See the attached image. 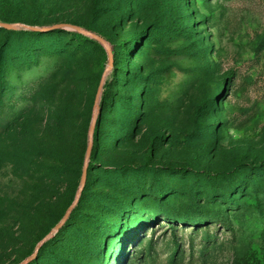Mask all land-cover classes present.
<instances>
[{"label": "rangeland", "instance_id": "obj_1", "mask_svg": "<svg viewBox=\"0 0 264 264\" xmlns=\"http://www.w3.org/2000/svg\"><path fill=\"white\" fill-rule=\"evenodd\" d=\"M0 20V264H264V0H0Z\"/></svg>", "mask_w": 264, "mask_h": 264}, {"label": "water", "instance_id": "obj_2", "mask_svg": "<svg viewBox=\"0 0 264 264\" xmlns=\"http://www.w3.org/2000/svg\"><path fill=\"white\" fill-rule=\"evenodd\" d=\"M0 25L12 28V27L15 26V23H11V22H6V21L0 20ZM19 25L22 26V27H25V28L32 29V30H49V29L61 26V25H63V23H54V24H51V25H48V26H44V27H40V26H37V25H34V24H26L24 22L19 23ZM72 26L74 28H76L77 30H80V31L82 30L79 25H72ZM91 34L94 35L98 40L104 42V39L101 36H99V35H97L95 33H91ZM107 55H108V58L110 59L111 58V50L110 49H107ZM101 87H102V81H101V83H100V85L98 87V91H97V94H96V97H95L94 108H96L98 106V98H99V94H100V91H101ZM95 118H96V111L94 109L93 117H92V120H91V123H90L89 139H88L87 148H86V155H85L86 158H85V162H84V165H83V168H82L80 186L83 185L84 180H85V176H86L87 160H88V157H89V154H90V151H91V146H92V132H93V129H94V126H95ZM79 192H80V189H78L77 194H79ZM73 205H74V203H71L69 205V207L65 211L63 217L54 225V227L48 232V234L42 240H40L38 242L37 246H39L46 237L50 236L52 233H54V231L56 229H58L62 225L64 219L68 216L69 211L73 207ZM35 255H36V251H34L30 255H28L24 260L20 261L19 264H24L26 261L32 259Z\"/></svg>", "mask_w": 264, "mask_h": 264}, {"label": "bare ground", "instance_id": "obj_3", "mask_svg": "<svg viewBox=\"0 0 264 264\" xmlns=\"http://www.w3.org/2000/svg\"><path fill=\"white\" fill-rule=\"evenodd\" d=\"M97 109H98V108L96 107V109H95V110L97 111Z\"/></svg>", "mask_w": 264, "mask_h": 264}]
</instances>
